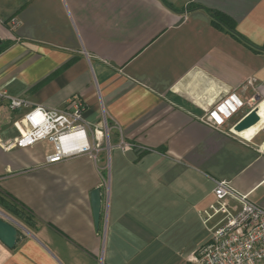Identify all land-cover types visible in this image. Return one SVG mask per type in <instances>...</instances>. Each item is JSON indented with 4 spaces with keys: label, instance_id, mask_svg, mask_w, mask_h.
Here are the masks:
<instances>
[{
    "label": "crops",
    "instance_id": "obj_1",
    "mask_svg": "<svg viewBox=\"0 0 264 264\" xmlns=\"http://www.w3.org/2000/svg\"><path fill=\"white\" fill-rule=\"evenodd\" d=\"M193 3L264 47V0H0V89L47 108L79 98L90 140L96 127L104 135L96 159L53 164L50 141L0 146V196L31 219L13 249L0 241V264H196L216 181L264 208V100L260 122L239 134L249 141L229 133L245 111L223 129L202 121L228 92L247 103L264 94V51L188 11ZM21 114L2 105L3 141L20 135Z\"/></svg>",
    "mask_w": 264,
    "mask_h": 264
},
{
    "label": "built area",
    "instance_id": "obj_2",
    "mask_svg": "<svg viewBox=\"0 0 264 264\" xmlns=\"http://www.w3.org/2000/svg\"><path fill=\"white\" fill-rule=\"evenodd\" d=\"M12 24L16 26L17 21L12 20ZM254 83L255 79H250L248 86L253 87ZM3 104L11 113L22 111L14 122L20 135L8 142L0 137V146L5 151L28 148L47 140L54 145V152L46 157L49 164L81 155L96 159L101 151L99 142L104 139L103 131L96 127L93 142L90 140V125L84 119L86 106L79 98L69 100L64 108H47L25 98L12 97L0 89V109ZM246 104L237 92H228L207 109L202 121L215 129H223L244 111ZM234 125L229 128V133L241 141H249L233 133ZM132 146L120 142L123 150ZM259 151L264 153V145ZM213 197L199 213L210 231V239L199 248L192 262L264 264V208L253 202L249 195L237 192L229 181H216Z\"/></svg>",
    "mask_w": 264,
    "mask_h": 264
},
{
    "label": "trees",
    "instance_id": "obj_3",
    "mask_svg": "<svg viewBox=\"0 0 264 264\" xmlns=\"http://www.w3.org/2000/svg\"><path fill=\"white\" fill-rule=\"evenodd\" d=\"M187 10L188 11L205 10L211 18L212 25L216 29L230 34L234 39H236L238 42L245 45L246 47L252 49L254 52L264 51V47H257L256 45L252 44L247 38H245L242 34H240L237 30V25L235 21L232 18H230L228 15L217 10L204 8L195 3L189 4ZM8 47H9V43L4 42L0 46V53L5 51ZM0 207H2L10 215H13L19 219H24L27 225L31 223L29 214L26 212L24 208L20 207L17 203L0 196Z\"/></svg>",
    "mask_w": 264,
    "mask_h": 264
},
{
    "label": "water",
    "instance_id": "obj_4",
    "mask_svg": "<svg viewBox=\"0 0 264 264\" xmlns=\"http://www.w3.org/2000/svg\"><path fill=\"white\" fill-rule=\"evenodd\" d=\"M2 39L0 38V45ZM260 122V116L258 114L257 107L252 109L247 115H245L238 123L233 127V133L239 135L241 132L252 128ZM93 211L96 225L98 226L101 218L102 207V194L101 189H95L92 194ZM18 228L11 221L10 217L0 211V241L9 249H13L18 240Z\"/></svg>",
    "mask_w": 264,
    "mask_h": 264
},
{
    "label": "rangeland",
    "instance_id": "obj_5",
    "mask_svg": "<svg viewBox=\"0 0 264 264\" xmlns=\"http://www.w3.org/2000/svg\"><path fill=\"white\" fill-rule=\"evenodd\" d=\"M264 100V94H259L257 97H255V99L252 100V102L250 103H247L246 104V107L244 109L245 113L248 112V111H251L252 109L256 108L258 106V104ZM248 102V101H247ZM243 111V112H244ZM235 119V118H234ZM264 129V127H263ZM1 211V210H0ZM3 212V211H1ZM4 213V212H3ZM11 221L14 222V224L17 226L18 228V231L23 233L25 229H27L26 227V221L24 219H19V218H16L15 216L13 215H9Z\"/></svg>",
    "mask_w": 264,
    "mask_h": 264
}]
</instances>
